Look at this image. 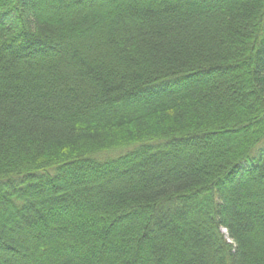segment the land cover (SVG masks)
<instances>
[{
    "label": "trees",
    "instance_id": "obj_1",
    "mask_svg": "<svg viewBox=\"0 0 264 264\" xmlns=\"http://www.w3.org/2000/svg\"><path fill=\"white\" fill-rule=\"evenodd\" d=\"M0 264H264V0H0Z\"/></svg>",
    "mask_w": 264,
    "mask_h": 264
}]
</instances>
